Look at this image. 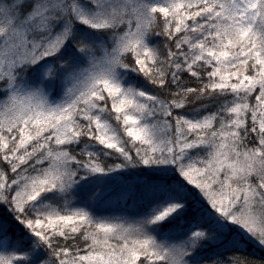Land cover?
Here are the masks:
<instances>
[{
    "label": "snow or ice",
    "instance_id": "obj_1",
    "mask_svg": "<svg viewBox=\"0 0 264 264\" xmlns=\"http://www.w3.org/2000/svg\"><path fill=\"white\" fill-rule=\"evenodd\" d=\"M0 264H264V0H0Z\"/></svg>",
    "mask_w": 264,
    "mask_h": 264
}]
</instances>
